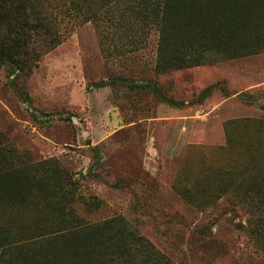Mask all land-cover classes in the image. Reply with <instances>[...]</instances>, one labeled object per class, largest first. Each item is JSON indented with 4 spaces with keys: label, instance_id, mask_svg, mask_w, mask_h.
<instances>
[{
    "label": "rangeland",
    "instance_id": "374dc122",
    "mask_svg": "<svg viewBox=\"0 0 264 264\" xmlns=\"http://www.w3.org/2000/svg\"><path fill=\"white\" fill-rule=\"evenodd\" d=\"M132 4L65 19L29 74L1 67L0 132L71 173L79 219L124 218L174 264H264L259 219L235 195L201 210L174 189L227 170L264 188V51L156 75L158 33Z\"/></svg>",
    "mask_w": 264,
    "mask_h": 264
},
{
    "label": "trees",
    "instance_id": "16d2710c",
    "mask_svg": "<svg viewBox=\"0 0 264 264\" xmlns=\"http://www.w3.org/2000/svg\"><path fill=\"white\" fill-rule=\"evenodd\" d=\"M115 1L0 0V68L31 73L41 52L62 43L61 22L96 21ZM133 1L131 16L158 33L156 75L205 65L216 56L229 60L264 51V0ZM240 177L208 172L174 189L201 210L221 199L233 208L235 195L259 219L264 237V188L241 186ZM77 190L58 160L33 163L0 132V264H174L124 218L79 219L71 208Z\"/></svg>",
    "mask_w": 264,
    "mask_h": 264
}]
</instances>
